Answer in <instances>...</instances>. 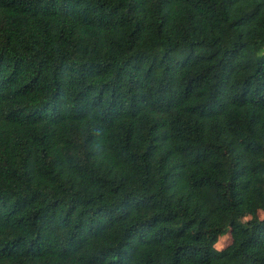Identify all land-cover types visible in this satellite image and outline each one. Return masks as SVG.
<instances>
[{
    "label": "trees",
    "instance_id": "16d2710c",
    "mask_svg": "<svg viewBox=\"0 0 264 264\" xmlns=\"http://www.w3.org/2000/svg\"><path fill=\"white\" fill-rule=\"evenodd\" d=\"M0 264H264V0H0Z\"/></svg>",
    "mask_w": 264,
    "mask_h": 264
},
{
    "label": "clouds",
    "instance_id": "9594fccd",
    "mask_svg": "<svg viewBox=\"0 0 264 264\" xmlns=\"http://www.w3.org/2000/svg\"><path fill=\"white\" fill-rule=\"evenodd\" d=\"M247 219H250V217H245V221H247ZM226 239H227L226 236H222V237H220V238L217 240L216 247H217L218 250L221 249V248H223V246H224V241H225Z\"/></svg>",
    "mask_w": 264,
    "mask_h": 264
},
{
    "label": "rangeland",
    "instance_id": "374dc122",
    "mask_svg": "<svg viewBox=\"0 0 264 264\" xmlns=\"http://www.w3.org/2000/svg\"><path fill=\"white\" fill-rule=\"evenodd\" d=\"M262 215H263V212H262V211H259V212H258V216H259V217H262ZM245 217H249V216L246 215ZM245 217H244V220H245ZM223 236H226V237H227V239L224 241V246H225V245L229 242V235H228V234H225V235H223ZM221 237H222V236H221ZM216 243H217V242H216ZM216 243H215V245H214V246H215V250H218L217 247H216Z\"/></svg>",
    "mask_w": 264,
    "mask_h": 264
}]
</instances>
